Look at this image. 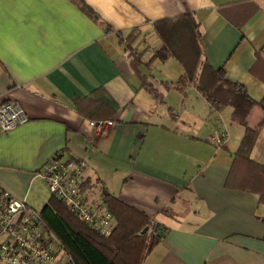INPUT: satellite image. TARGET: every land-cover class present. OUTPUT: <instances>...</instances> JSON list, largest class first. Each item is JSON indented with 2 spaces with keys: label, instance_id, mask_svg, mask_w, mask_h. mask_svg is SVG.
<instances>
[{
  "label": "crops",
  "instance_id": "0c3cea01",
  "mask_svg": "<svg viewBox=\"0 0 264 264\" xmlns=\"http://www.w3.org/2000/svg\"><path fill=\"white\" fill-rule=\"evenodd\" d=\"M187 15L199 32L160 36L158 23ZM133 31L139 72L120 37ZM162 49L167 59H154ZM190 62L224 69L262 100L264 0H0V107L18 102L30 118L0 130V190L43 209L52 195L39 174L64 153L86 163L90 198L108 207L106 191L161 225L165 236L142 264H264V205L226 186L245 128L232 121V108L226 124L194 85L186 97L171 87ZM98 89L118 105L112 119L92 121L76 109L78 97ZM108 120L117 129L97 136L93 124ZM263 123L255 108L248 126ZM231 125L242 129L235 147L227 145ZM216 130L221 148L209 142ZM260 135L251 157L264 164V128Z\"/></svg>",
  "mask_w": 264,
  "mask_h": 264
},
{
  "label": "trees",
  "instance_id": "16d2710c",
  "mask_svg": "<svg viewBox=\"0 0 264 264\" xmlns=\"http://www.w3.org/2000/svg\"><path fill=\"white\" fill-rule=\"evenodd\" d=\"M81 9L92 19L99 20L98 16L86 7L82 6ZM221 11L224 12V9ZM247 20L248 18H245L238 22V27L242 28ZM199 28L197 20L187 15L176 20L160 22L157 30L162 38H167L190 30L199 32ZM120 37L121 43L130 52L132 66L139 72L143 60V52H140V46L135 44L139 33L133 31L125 39H122L121 35ZM165 52V49L159 50L153 58L167 59L168 53ZM261 61L263 60L259 57L257 62ZM141 79L142 86L161 102L162 99L146 77L141 76ZM191 85L206 99L213 112L232 108V121L245 128L241 143L232 154L233 162L226 186L256 194L259 196V203L264 205V164L251 157L264 123L254 128L248 126L249 115L255 108L264 112V98L260 101L254 100L244 85L231 82L227 79L224 69H214L208 62L185 64L183 74L171 87L186 97L187 89ZM76 109L89 120H107L117 113L118 105L104 89H98L87 97H78ZM101 198L108 205L116 222L115 230L109 237H102L90 229L54 196L50 197L41 210V216L74 264H142L162 238L159 235L161 225L153 222L146 213L106 191L102 193Z\"/></svg>",
  "mask_w": 264,
  "mask_h": 264
},
{
  "label": "built area",
  "instance_id": "2783aa9c",
  "mask_svg": "<svg viewBox=\"0 0 264 264\" xmlns=\"http://www.w3.org/2000/svg\"><path fill=\"white\" fill-rule=\"evenodd\" d=\"M30 118L18 102L0 107V130L11 132L25 125ZM97 136H105L117 129L113 121L93 124ZM209 142L218 148L224 146L219 130L212 133ZM86 163L64 153L55 154L39 176L48 185L52 196L62 201L69 212L83 220L102 237H109L116 227L109 208L95 201L84 191ZM0 264H74L63 246L46 226L41 212L25 201L13 198L0 190Z\"/></svg>",
  "mask_w": 264,
  "mask_h": 264
},
{
  "label": "rangeland",
  "instance_id": "374dc122",
  "mask_svg": "<svg viewBox=\"0 0 264 264\" xmlns=\"http://www.w3.org/2000/svg\"><path fill=\"white\" fill-rule=\"evenodd\" d=\"M159 74H158V77H159ZM226 110H231V108H225L224 110H222L220 112L221 113V116H219V118H222V119L226 120V124H228L230 115L225 114L226 112H224V111H226ZM230 127H231V130H230V128L228 130V132H229V141H228V144L227 145L229 147H232V146L235 147V146H237V140L240 137V134L242 133V129L239 126H237V125H231ZM262 137L263 136L260 135L259 138H258V141L260 140V143L263 142V138ZM258 141H257L256 145L258 144ZM259 145H262V144H259ZM96 194H97L96 195L97 198L100 200V196H99L100 194H99V192L96 191ZM36 209H37V211H41L42 210V209H40V207H37Z\"/></svg>",
  "mask_w": 264,
  "mask_h": 264
},
{
  "label": "water",
  "instance_id": "95a60500",
  "mask_svg": "<svg viewBox=\"0 0 264 264\" xmlns=\"http://www.w3.org/2000/svg\"><path fill=\"white\" fill-rule=\"evenodd\" d=\"M159 235H160L161 237H164V236H165L164 231H163L162 229H160V231H159Z\"/></svg>",
  "mask_w": 264,
  "mask_h": 264
}]
</instances>
